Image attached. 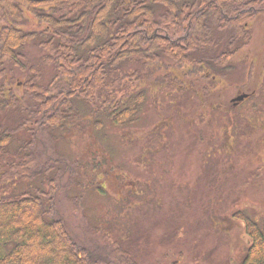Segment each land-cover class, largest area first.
<instances>
[{"label":"trees","instance_id":"obj_1","mask_svg":"<svg viewBox=\"0 0 264 264\" xmlns=\"http://www.w3.org/2000/svg\"><path fill=\"white\" fill-rule=\"evenodd\" d=\"M262 14L264 0H0V157L6 159L0 161V193L9 189L0 197V264H104L92 261L61 216L51 213L65 160L48 158L38 172L31 168L40 162L34 147L47 135L58 149L59 132L81 131V118L98 99L93 128L101 138H108L102 117L123 129L140 127L148 122L145 86L155 73L163 74L155 78L164 95L156 112L165 125L161 108L168 103L175 108L169 118L186 120L195 131L217 111L218 126L228 134L236 111L223 106L219 92ZM30 42L40 52L32 60L24 51ZM189 99L199 112L185 116ZM84 160L76 162L84 168ZM41 178L51 189L42 192ZM67 187L69 198L85 191L82 181ZM245 220L252 243L241 264H264V231ZM97 230L95 238L109 234ZM115 251L117 259L108 264H139L129 251Z\"/></svg>","mask_w":264,"mask_h":264},{"label":"rangeland","instance_id":"obj_2","mask_svg":"<svg viewBox=\"0 0 264 264\" xmlns=\"http://www.w3.org/2000/svg\"><path fill=\"white\" fill-rule=\"evenodd\" d=\"M251 30L252 43L242 51L240 58L253 57L258 63L264 56V14L254 20ZM24 51L28 60L40 55L34 42L28 43ZM248 66L246 63L241 67L240 76L228 80L227 88L221 90L225 107L226 102L231 103L236 95L257 91L236 111L240 131L234 139L230 136L236 147L234 151L230 150L234 155L225 152L221 145L206 148V133L202 132V141L200 136L198 139L190 138V131L196 127L189 126L186 120L173 122L169 118L172 115L169 109H175L171 104L165 103L161 108L168 120L167 125L162 122L156 111L164 103V95L158 86V81H161L158 77L163 74L156 73L151 78V87L145 86L150 99L142 112L148 122L140 123V127L123 129L102 117V130L108 126L106 131H110V135L106 139L98 137L93 128L101 104V99H98L97 106L87 108L81 118V131L70 129L65 135L59 132V151L56 140L42 136L40 131L39 136L42 137L33 150L40 155V162L34 167L33 163L31 168L40 172L46 168L48 158L65 160L67 170L57 181L54 192L57 200L54 204L51 202V213L61 216L78 245L94 257L92 261L101 259L102 263L108 264L116 260L115 247H118L119 251L121 248L129 251L139 264L242 263L252 243L245 228V218L256 221L264 231V91L260 70L246 73ZM239 79H249L251 87L237 88L234 93L235 81ZM198 107L197 101L185 100V116L194 115ZM204 119L208 120V117ZM155 127L159 129L157 136L154 135ZM144 142H147V147L143 146ZM144 149L149 157L155 158L152 163L147 161L150 165H144L146 168L136 163ZM99 152L108 156V163ZM209 155L216 156L212 157L215 158L211 164L213 169H208ZM84 157L89 159L88 163L83 162L84 168L90 164L89 176L76 162ZM0 161L5 163L6 159L0 157ZM107 169L108 174L101 180ZM89 179L95 183L105 181L103 189L107 197L98 198L93 194L86 206L79 203L74 209L71 205L73 197L69 198L67 194V184L83 181L86 186ZM139 179L147 182L141 181L139 185ZM28 183L32 184L31 181ZM136 186H139V194H135ZM91 188L86 186V190ZM3 189L0 197L9 192L8 188ZM40 189L42 192L51 189L45 179L41 178ZM86 190L84 194H87ZM94 227L109 234L95 238ZM114 240L122 241L123 247ZM31 248L37 250L35 245Z\"/></svg>","mask_w":264,"mask_h":264},{"label":"water","instance_id":"obj_3","mask_svg":"<svg viewBox=\"0 0 264 264\" xmlns=\"http://www.w3.org/2000/svg\"><path fill=\"white\" fill-rule=\"evenodd\" d=\"M245 97V95L239 96L237 99L242 100Z\"/></svg>","mask_w":264,"mask_h":264},{"label":"bare ground","instance_id":"obj_4","mask_svg":"<svg viewBox=\"0 0 264 264\" xmlns=\"http://www.w3.org/2000/svg\"><path fill=\"white\" fill-rule=\"evenodd\" d=\"M163 263H165V262H163Z\"/></svg>","mask_w":264,"mask_h":264}]
</instances>
